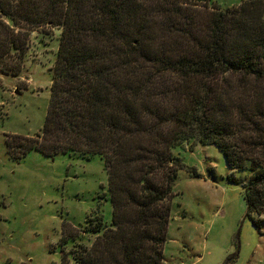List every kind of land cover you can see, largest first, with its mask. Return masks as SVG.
<instances>
[{
    "label": "trees",
    "instance_id": "obj_1",
    "mask_svg": "<svg viewBox=\"0 0 264 264\" xmlns=\"http://www.w3.org/2000/svg\"><path fill=\"white\" fill-rule=\"evenodd\" d=\"M185 1L0 0L6 73L19 75L32 32L62 30L43 130L9 135V151L99 154L109 173L112 221L89 218L95 239L76 245L77 264H163L174 148L190 139L247 172L246 215L264 214V0L214 5L204 26ZM153 67L187 84L155 80Z\"/></svg>",
    "mask_w": 264,
    "mask_h": 264
},
{
    "label": "rangeland",
    "instance_id": "obj_2",
    "mask_svg": "<svg viewBox=\"0 0 264 264\" xmlns=\"http://www.w3.org/2000/svg\"><path fill=\"white\" fill-rule=\"evenodd\" d=\"M242 2L187 0L184 5L201 11L204 26L212 6L225 9ZM61 31L44 27L31 33L18 76L2 71L0 64V264H62L64 256L68 264H77L76 245L95 239L86 231L89 218L112 221L109 173L101 155L61 151L48 156L34 148L14 156L7 146L9 135L19 142L12 135L35 137L43 130ZM150 72L164 83L187 84L157 67ZM174 154L179 166L171 189L166 263L264 264V224L254 222L264 221V214L246 215L242 181L247 172L228 167L218 146L194 139L176 146Z\"/></svg>",
    "mask_w": 264,
    "mask_h": 264
},
{
    "label": "crops",
    "instance_id": "obj_3",
    "mask_svg": "<svg viewBox=\"0 0 264 264\" xmlns=\"http://www.w3.org/2000/svg\"><path fill=\"white\" fill-rule=\"evenodd\" d=\"M163 264H167V263H166V260H164ZM183 264H184V263H183Z\"/></svg>",
    "mask_w": 264,
    "mask_h": 264
}]
</instances>
